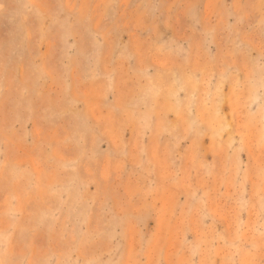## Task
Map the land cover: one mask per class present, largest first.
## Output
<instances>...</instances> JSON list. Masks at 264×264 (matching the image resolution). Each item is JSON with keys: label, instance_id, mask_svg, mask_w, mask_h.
Instances as JSON below:
<instances>
[{"label": "rangeland", "instance_id": "1", "mask_svg": "<svg viewBox=\"0 0 264 264\" xmlns=\"http://www.w3.org/2000/svg\"><path fill=\"white\" fill-rule=\"evenodd\" d=\"M0 264H264V0H0Z\"/></svg>", "mask_w": 264, "mask_h": 264}]
</instances>
